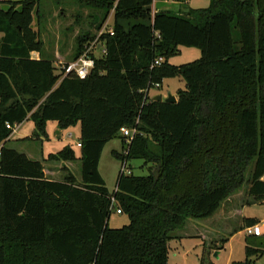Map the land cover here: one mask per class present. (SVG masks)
I'll return each instance as SVG.
<instances>
[{
	"label": "trees",
	"instance_id": "16d2710c",
	"mask_svg": "<svg viewBox=\"0 0 264 264\" xmlns=\"http://www.w3.org/2000/svg\"><path fill=\"white\" fill-rule=\"evenodd\" d=\"M43 1L0 0V264H169L172 234L212 218L247 182L242 204L264 203V0H209L208 9L181 5L154 17L150 0H73L95 13L97 33L111 14L115 22L113 35L98 39L106 54H91L95 67L84 80L58 74L45 55L33 25ZM96 38L80 34L72 62ZM181 48L202 57L171 64ZM175 78L185 83L175 104L150 97ZM31 121L33 136L14 139ZM51 122L59 130L80 124V157L69 145L42 160L12 148L47 139ZM123 127L138 131L133 140ZM117 137L122 171L111 193L98 167ZM134 160L147 176L127 173ZM75 162L78 178L66 165L61 181L46 174L47 165ZM114 206L129 225L110 228ZM245 255L232 264L264 258V236L248 237Z\"/></svg>",
	"mask_w": 264,
	"mask_h": 264
},
{
	"label": "rangeland",
	"instance_id": "374dc122",
	"mask_svg": "<svg viewBox=\"0 0 264 264\" xmlns=\"http://www.w3.org/2000/svg\"><path fill=\"white\" fill-rule=\"evenodd\" d=\"M210 4L211 1L209 0H191L189 5L181 6L180 8H184L183 12H187L188 8L197 10L208 9ZM158 8L160 10H167L176 7L160 4L158 5ZM42 12L43 18L41 23L40 25L38 24V26L36 22H34V29L39 30L41 39L45 43V55H48L55 60L58 69L57 73L61 74L62 70L65 69V66L72 62L71 58L76 49V39L80 34L85 31H90L92 35L97 36L96 40L99 39L100 33L96 32L95 27L91 23L93 20L92 15L95 13L85 5L77 4L73 0H62L58 3H55L54 0H44L42 3ZM112 16L113 15L111 14L107 20L108 29H111L115 24ZM123 23L127 29L130 25L135 24L133 21H123ZM93 52L94 51H92V53ZM94 55L96 58L100 57L101 52L95 51ZM33 56L38 57V55L36 56L35 54ZM201 57V51L197 48H181L180 54L174 56V58L170 60V63L173 65L187 64L192 63V61L200 59ZM182 81L181 78L167 79L164 81L162 87L150 91V97L153 99V96L155 95L163 94L167 96V94L170 93L174 95L178 88L184 87L185 83ZM55 126H57L55 123H49V126L47 127L48 138L44 139L42 142L31 141V143L28 142L25 144L16 142L13 144L12 148L14 147L21 153H26L27 150H32L33 154L31 157L36 160H42L43 157L47 158L50 154H57L63 148L68 147V145L72 147L76 155L80 154L81 150L77 149L81 135L80 124L67 128V130L55 129ZM34 129L32 121L26 122L20 130L16 129V132H18L17 134H13L14 136H17V138H31L34 134ZM58 131L62 134L58 135ZM103 150L98 168L105 186H107L108 190L113 193L117 189V180L122 171L121 162L117 160L113 153L116 152L122 154L124 151L123 141L119 137L114 138L104 146ZM127 167L128 168L125 169L127 170V173L134 174L137 177L147 176L149 174V169L143 166L142 160L131 161ZM45 169H47L48 173L53 170L52 165L45 166ZM54 170L57 172L61 171L58 168H55ZM75 173L79 175V172L75 171ZM249 174L248 179L250 178ZM62 176L64 177V174H62ZM52 177L56 181H61V179H63L61 178L60 173H57ZM249 186L250 183L247 182L244 188L240 191L241 195L238 196L236 201L239 205H242L243 198L246 197ZM245 211L246 215L249 217H258L260 220L264 221V203L247 206ZM216 217L217 216H215L214 219L210 218L197 221L189 220L184 229L174 232L172 237L177 238L181 231L183 233H186V231L189 233L194 232L193 228L194 225H196L200 232H205L204 238L207 239V246L204 245V241L201 238H186L179 241L177 238V240H174L175 242L172 241L170 244L169 264H201L203 257H205L207 263L213 262L215 264H228L229 258L233 261H244L246 259V237L244 232L238 234L239 220L233 218V220L227 223L225 220ZM215 219L216 224L213 226L210 223ZM109 222L110 228L113 229L124 228V226L129 225L130 223L126 214H117V206H114ZM258 223L259 221L257 220L256 225H258ZM261 229L264 235V223L261 225ZM231 236H234V239L230 241V243H232L231 246L227 244L228 246L226 245L225 249L216 250L211 248V243H215L213 244L214 247L217 246L216 244L222 246L223 244H226V242L224 243V240H230ZM209 239H212V242ZM255 259L256 264H264V258L257 257Z\"/></svg>",
	"mask_w": 264,
	"mask_h": 264
},
{
	"label": "crops",
	"instance_id": "0c3cea01",
	"mask_svg": "<svg viewBox=\"0 0 264 264\" xmlns=\"http://www.w3.org/2000/svg\"><path fill=\"white\" fill-rule=\"evenodd\" d=\"M36 56L38 55V54H35ZM37 58V57H36ZM183 82V81H182ZM164 84V83H163ZM185 88V85H184V87L183 88H178L176 91H175V94L173 95V94H167V96H165V95H163V94H161L162 96H163V99L164 100H166V99H168V98H170L171 96H173V97H176L177 98V91L179 90V89H184ZM150 94V93H149ZM157 97V95H155V96H153V99L154 98H156ZM54 123V122H53ZM25 124V123H24ZM24 124H22L21 126H18L16 129H21L23 126H24ZM56 124V123H55ZM57 125V124H56ZM16 129H15V131H14V134H17L18 132H16ZM55 129H57V126H55ZM58 133V135H61L62 133L61 132H57ZM80 137H81V135H80ZM13 138L14 139H19V137L17 138V136H14L13 135ZM20 138H23V137H20ZM80 139V138H79ZM78 143H80V141L78 142ZM77 149L78 150H80L79 148H78V146H77ZM26 154L32 159V157H31V155L33 154V152H32V150L30 151V150H27L26 151ZM80 155H81V153L80 154H77V157H80ZM43 157V156H42ZM63 165H66V167L67 168H69L73 173H75L74 172V170L72 169V167L73 166H76L77 167V169H78V171L80 172V169H79V167H80V164H79V162H75V163H68V164H57L56 166H52V171L50 172L51 173V175L52 176H54L55 174H57V173H59V172H57V171H55L54 169L55 168H58V169H61V167L63 166ZM50 173H48V171L46 170V174H47V176L50 174ZM75 175H76V177L78 178V175L75 173ZM50 176V175H49ZM262 181L264 182V177L262 178ZM241 195V192H239V193H237V194H235V195H233V197H231V198H229L223 205H222V207L218 210V212H216L215 213V215L211 218V219H214L215 218V216H217L216 218H218V219H221V220H225L227 223L228 222H230L231 220H233V218H236V219H238L239 220V225H238V234L239 233H242V232H244L245 233V229H246V225L248 224V220H251V219H257L258 221H259V225H260V227H261V225L264 223V221H262V220H260V218H258V217H249L248 215H246V211H245V209H246V205H239V203L238 202H236L237 201V198H238V196H240ZM210 224H212L213 226L216 224V219L215 220H213V222L212 223H210ZM228 225V224H227ZM201 229V228H200ZM193 230H194V232H191V233H189L188 231H186V233H183L182 231H181V233L177 236V238H178V241L179 240H181V239H190V238H193V239H197V238H201L203 241H204V245L205 246H207V239H205L204 238V235H205V232L203 231V233L202 232H200L199 231V228H198V226H196V225H194V228H193ZM192 230V231H193ZM202 230V229H201ZM262 230V229H261ZM194 233V234H193ZM193 234V235H192ZM235 236V235H234ZM234 236H231V239L230 240H227V242H226V244H223L222 245V248L221 249H225V247H226V245L227 244H229L230 246H231V244L232 243H230V241L232 240V239H234ZM262 236H264L263 235V232H262ZM245 237H246V239L248 238L247 236H246V234H245ZM246 239H245V241H246ZM209 240H211V242H212V239H209ZM175 242V241H174ZM214 242V241H213ZM172 243V242H171ZM246 243V242H245ZM213 244H215V243H211V248H214L213 250H216V249H218V248H220L221 246H218V244H216L215 246L216 247H214L213 246ZM228 246V245H227ZM245 247H246V245H245ZM207 251V250H206ZM187 254V253H186ZM230 254H231V252H230ZM169 261H170V258H169ZM234 261L233 260H231V258H229V262H228V264H232ZM213 263V262H212ZM213 264H215V263H213ZM217 264V263H216Z\"/></svg>",
	"mask_w": 264,
	"mask_h": 264
},
{
	"label": "built area",
	"instance_id": "2783aa9c",
	"mask_svg": "<svg viewBox=\"0 0 264 264\" xmlns=\"http://www.w3.org/2000/svg\"><path fill=\"white\" fill-rule=\"evenodd\" d=\"M118 1L119 0H115V4L116 6L118 5ZM152 3V17L155 16V14L160 10L158 8V5L160 4H165V5H171V6H187L191 3V0H150ZM103 33H109L111 36L113 35V29H108V22H106V24L104 25L103 29L100 32V36ZM92 51H100L101 55L106 54V50L103 47L102 44L99 43L98 40H96L95 42H93L87 49L86 51L83 53V56L81 58H79L78 60L71 62L68 64V67L65 66V70L67 73H73L77 78H80L81 80L86 79L89 74L91 73V71L94 69L95 67V59H93L91 57ZM100 55V56H101ZM163 62V59H159L156 61L155 66L156 65H161V63ZM157 88H160L161 86L159 84H157V86H155ZM8 129H11V127L9 125H7ZM138 131L134 130V129H129L126 127H123L121 129V135H123L124 137L127 138L128 142L134 139V136L137 134ZM78 148L81 147V144L79 143ZM117 214L122 215L121 211L118 210ZM245 234L247 237H261L262 236V230L260 225H254L250 228H246L245 230Z\"/></svg>",
	"mask_w": 264,
	"mask_h": 264
},
{
	"label": "water",
	"instance_id": "95a60500",
	"mask_svg": "<svg viewBox=\"0 0 264 264\" xmlns=\"http://www.w3.org/2000/svg\"><path fill=\"white\" fill-rule=\"evenodd\" d=\"M155 102H166V103H171V104H175V102H177V98L171 96L170 98L164 100L162 95H157L156 98H154Z\"/></svg>",
	"mask_w": 264,
	"mask_h": 264
}]
</instances>
